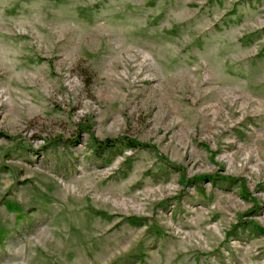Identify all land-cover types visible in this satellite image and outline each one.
I'll list each match as a JSON object with an SVG mask.
<instances>
[{
	"label": "rangeland",
	"instance_id": "obj_1",
	"mask_svg": "<svg viewBox=\"0 0 264 264\" xmlns=\"http://www.w3.org/2000/svg\"><path fill=\"white\" fill-rule=\"evenodd\" d=\"M0 264H264V0H0Z\"/></svg>",
	"mask_w": 264,
	"mask_h": 264
}]
</instances>
